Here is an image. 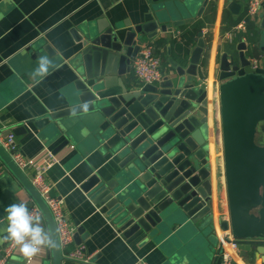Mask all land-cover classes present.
I'll return each mask as SVG.
<instances>
[{"label":"water","instance_id":"obj_1","mask_svg":"<svg viewBox=\"0 0 264 264\" xmlns=\"http://www.w3.org/2000/svg\"><path fill=\"white\" fill-rule=\"evenodd\" d=\"M208 1L143 0L134 25L105 20L81 24L70 30L73 45L60 49L47 38L38 39L15 63L17 74L30 76L38 57L48 55L53 69L45 79L57 101L52 109L36 108L33 116L2 135L26 134L33 125L57 141L53 153L74 137L85 139L106 158V167L80 188L96 216L128 243L143 236L148 241L171 219L198 228L214 220L208 91L197 77L207 46L203 32H198L188 64L170 58L174 72L159 83L142 85L127 77L145 38L192 22ZM262 5L264 9V0ZM261 27L260 38L259 32L252 40L239 37L235 50L218 61L213 125L218 202L225 190L229 204V218L221 228L232 230L242 256L253 252L264 261V143L257 140L264 122V12ZM85 103L87 111L81 108ZM0 158L39 205L57 239L53 264L76 262L63 254L47 203L1 144ZM84 230L78 228L79 233ZM212 252L214 264H223L222 245Z\"/></svg>","mask_w":264,"mask_h":264},{"label":"crops","instance_id":"obj_2","mask_svg":"<svg viewBox=\"0 0 264 264\" xmlns=\"http://www.w3.org/2000/svg\"><path fill=\"white\" fill-rule=\"evenodd\" d=\"M230 1L235 2L234 7L230 6ZM247 2L248 0H209L203 13L194 16L192 22L174 28L172 32L159 29L156 36L143 40V43L156 44L157 53L162 59L163 73L169 75L174 72L170 58L184 65L180 55L174 51L173 40L180 42L187 26L200 20L211 4L216 7L214 22L202 29L206 48L209 50L208 64H203V53L201 63L197 65L198 80L207 88L209 100L213 223L198 228L188 223L179 225L171 219L165 221L159 227L158 234L148 241H144L143 236L128 243L106 221L96 216L88 196L80 188L92 174L102 173L103 167H106V158L94 151L81 136L74 137L62 152L59 151L64 153L62 159L48 170L47 180L52 185L51 195L62 199L68 221L75 228V235L78 233L77 240L74 235L73 241L63 249L64 256L79 245H85L91 262L64 260L63 264H136L141 260L148 264H185V261L187 264H214L212 249L221 245L220 238L225 232L221 223L229 218L226 191H222L220 202L217 197L213 111L214 100L218 99L220 80L216 78V70L222 54L235 50L236 46V39L230 41L224 38L228 31L224 27V14L229 11L234 18H238L246 11ZM144 7L143 0H0V134L33 116L36 108L46 111L52 109L57 101L56 95H52L47 88L50 86L47 79L36 84L31 76L17 74L15 63L27 46L43 38L60 49L63 45H73L71 28L87 23L97 24L99 20L117 22L121 26L134 25ZM262 19L263 15L256 22L259 38L263 31ZM244 32L241 30L240 35ZM197 41L189 49V53ZM187 64L188 62L185 65ZM127 77L135 78L132 72ZM27 128L29 130L26 134H15L20 150L26 157H36L54 149L57 141H52L44 131L33 125ZM70 145L75 148L69 151ZM25 173L30 178L32 171L28 169ZM31 197L28 190L11 177L9 170L0 175V237L6 234V207L21 201L28 203ZM42 223L49 228L45 218ZM80 226L85 227L83 233L78 232ZM7 242L8 240L0 239V250ZM231 254L233 262L237 264H264L263 259L257 258L253 252H249L247 257L242 256L240 250L232 251ZM28 259L17 247L7 264H53L52 249L42 248L31 261Z\"/></svg>","mask_w":264,"mask_h":264},{"label":"built area","instance_id":"obj_3","mask_svg":"<svg viewBox=\"0 0 264 264\" xmlns=\"http://www.w3.org/2000/svg\"><path fill=\"white\" fill-rule=\"evenodd\" d=\"M262 4L263 0H248L247 2V16L254 22L259 21L263 15ZM246 29L247 20L245 19L237 26L233 27V29L228 30L224 38L234 41L240 35V31H245ZM241 37L245 38L244 36ZM253 62L256 64L257 61L253 59ZM131 72L133 73L135 79L142 85L148 83H159L163 79L164 73L162 70V59L157 53L156 44L152 42L141 44L138 54L132 60ZM0 144L11 155L14 162L21 169H31L32 173L29 179L50 208L56 223L60 245L62 250L65 249V247L74 239L75 228L70 225L67 215L63 210L62 199L51 195L52 185L47 180L48 170L55 163H59L61 161L64 153H60L62 150L57 153H53L49 150L48 152L42 153L36 157H26L20 150L14 133H10L6 137L0 134ZM74 148V145H70L69 151ZM7 170V165L0 158V175ZM26 204L33 215L38 214L41 215L42 219L45 218L43 211L35 202L33 197H31L30 201ZM224 231V234L220 238L224 256L223 264H232L234 260L231 252L235 250L239 251V245L230 228ZM17 247L18 246L13 241L8 240L5 246L0 250V264H7V262L12 258ZM34 256L30 257L28 261H31ZM66 257L72 261L85 263L91 262V256L86 252L85 245H79L75 249L70 250ZM136 264H148V262L141 260Z\"/></svg>","mask_w":264,"mask_h":264},{"label":"clouds","instance_id":"obj_4","mask_svg":"<svg viewBox=\"0 0 264 264\" xmlns=\"http://www.w3.org/2000/svg\"><path fill=\"white\" fill-rule=\"evenodd\" d=\"M53 69V61L48 55H40L35 69L30 73L33 82L39 84ZM87 111L88 105H81ZM86 134V130H83ZM7 213L6 234L0 237L3 240L13 241L24 257L30 258L42 248L54 249L58 246L50 228L42 223L41 215H33L23 201L12 203L5 209ZM185 264L187 262L185 261Z\"/></svg>","mask_w":264,"mask_h":264},{"label":"trees","instance_id":"obj_5","mask_svg":"<svg viewBox=\"0 0 264 264\" xmlns=\"http://www.w3.org/2000/svg\"><path fill=\"white\" fill-rule=\"evenodd\" d=\"M215 12H216V7L211 4L207 8V11L204 13V16L200 20L187 26L184 29L183 37L180 42L173 40L174 51L177 55L178 54L180 55L183 63H186L188 61L189 49L196 43L198 39V32L202 31L205 25L207 24L210 25L214 22ZM245 19L247 20V29L240 36H245L247 37V39L252 40L256 36L257 26H256V22H254L247 16V9L238 18H234L229 11H226L224 14V27L226 30H231L233 29V27L237 26L242 20ZM208 59H209V50L208 48H206V50L204 51V59H203V64L205 66H207L208 64ZM257 140L259 141L258 136H257Z\"/></svg>","mask_w":264,"mask_h":264},{"label":"rangeland","instance_id":"obj_6","mask_svg":"<svg viewBox=\"0 0 264 264\" xmlns=\"http://www.w3.org/2000/svg\"><path fill=\"white\" fill-rule=\"evenodd\" d=\"M258 139L260 143H264V122L259 126Z\"/></svg>","mask_w":264,"mask_h":264},{"label":"bare ground","instance_id":"obj_7","mask_svg":"<svg viewBox=\"0 0 264 264\" xmlns=\"http://www.w3.org/2000/svg\"><path fill=\"white\" fill-rule=\"evenodd\" d=\"M214 164V163H213ZM213 166V165H212ZM214 170V169H213Z\"/></svg>","mask_w":264,"mask_h":264}]
</instances>
